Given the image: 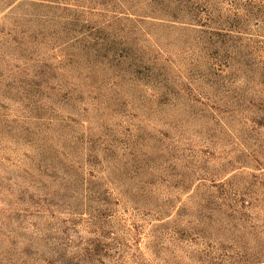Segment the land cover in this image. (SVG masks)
<instances>
[{
    "label": "rangeland",
    "instance_id": "374dc122",
    "mask_svg": "<svg viewBox=\"0 0 264 264\" xmlns=\"http://www.w3.org/2000/svg\"><path fill=\"white\" fill-rule=\"evenodd\" d=\"M0 264H264V0H0Z\"/></svg>",
    "mask_w": 264,
    "mask_h": 264
}]
</instances>
